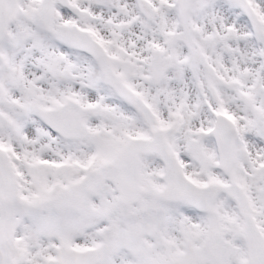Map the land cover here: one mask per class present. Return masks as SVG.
<instances>
[{
  "label": "snow or ice",
  "instance_id": "6c2138e0",
  "mask_svg": "<svg viewBox=\"0 0 264 264\" xmlns=\"http://www.w3.org/2000/svg\"><path fill=\"white\" fill-rule=\"evenodd\" d=\"M0 264H264V0H0Z\"/></svg>",
  "mask_w": 264,
  "mask_h": 264
}]
</instances>
